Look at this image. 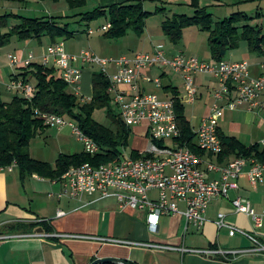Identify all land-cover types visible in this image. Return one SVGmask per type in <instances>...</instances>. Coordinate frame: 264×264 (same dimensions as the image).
Wrapping results in <instances>:
<instances>
[{
    "label": "crops",
    "instance_id": "1",
    "mask_svg": "<svg viewBox=\"0 0 264 264\" xmlns=\"http://www.w3.org/2000/svg\"><path fill=\"white\" fill-rule=\"evenodd\" d=\"M122 1L125 0H86L85 5H90L95 9ZM141 1L144 9L148 11H155L159 7L165 8L167 4L190 6L191 3V0ZM199 5L207 9L212 5H222V2L199 0ZM69 10L73 9L69 7L66 0H24L22 2L0 0V15L16 14L21 17H29L21 15V12L25 11L35 14L33 17L68 16ZM155 14L150 15L146 23ZM13 19L17 23L19 22L17 18ZM145 27L147 29V25ZM90 30L92 29L89 28L88 33ZM43 36L47 38L46 45L42 43ZM12 37L17 38V36ZM32 39H35L40 45L31 48L34 49L33 51L26 52L25 46H30L33 43ZM63 39L62 37L52 39L49 35H42L40 38L21 40L26 41L23 44L25 46L15 48L16 53L9 51L5 55L6 58H3V54L8 43L0 46V98L10 101L17 94L7 88V83L12 74L20 72L19 68L23 67L22 64L15 67L10 66L9 54L23 59L31 53L34 55L33 61L41 63L47 46L63 41ZM156 46L146 43L141 47V50L136 49L129 55L132 57L143 51L153 53ZM68 52L72 55H79L81 51L76 47ZM178 52L185 56L209 60L196 55L197 53L193 51L187 53L183 50L171 49L166 53L168 56H172ZM237 57V60L227 59V61H247L252 76H258L261 73L260 63L264 58V53L255 56L246 47ZM74 64L83 67L82 78L79 82V95L84 99H89L92 96L94 72L92 65L82 66L79 61ZM154 68L140 70L136 83L141 92L158 95V90H161L163 95L158 96L165 98L170 95L165 92L164 86L172 85L178 91L180 90V83H177V80H173L171 75L164 71L166 67H157L160 72L156 76L153 75ZM178 75L185 88L183 76ZM144 76L160 78L161 86L146 80ZM30 80L35 83L32 77ZM194 80L197 86L196 100L190 102L185 89L186 98L190 105L203 103L206 108L203 115L205 116L214 102L213 91L217 86V81L211 75L206 74H195ZM181 99L183 102V98ZM47 128L45 127L43 130ZM132 128L134 131L135 128L136 130L141 129L140 135L145 136L144 125H136ZM57 129L60 134L73 135L71 127L67 125ZM218 129L226 135L237 137L246 145L260 143L264 139V110H250L246 105L238 106L236 109H224L218 117ZM144 138L147 140L146 137ZM81 150H84L83 144L80 150L68 151L67 154ZM203 156L206 160H211L217 165L227 164L219 163L215 157L211 159L208 154H203ZM16 167L15 165L13 169L0 168V264H90L96 258L107 257L123 259L135 264H264V251H260L249 237L255 236L264 244V219H262V226L257 227L252 217L237 212L232 204V200L240 196L249 199L258 211L261 210L264 201V170L262 180L256 185H252L246 174L247 167H244L239 177L234 180L238 187L230 189L226 197L216 196L211 200L204 213L205 221L201 226L188 224L182 214L163 215L160 218L157 232H152L147 225L146 210L122 207L113 195L101 197L99 194H83L76 198H59L58 194L63 190L60 179L51 180L37 174L22 175L19 168ZM203 169L209 180L221 176L219 170L208 171L205 169V165ZM150 195L155 197L157 192L151 191ZM179 208L183 210L185 205L180 202ZM59 211L61 213H58ZM219 213L224 214L227 224L238 228L234 235L229 234L228 227L218 225ZM135 242L171 244L201 250H236L237 252L225 255L221 253L207 255L190 251L181 253L178 250L145 246Z\"/></svg>",
    "mask_w": 264,
    "mask_h": 264
},
{
    "label": "built area",
    "instance_id": "2",
    "mask_svg": "<svg viewBox=\"0 0 264 264\" xmlns=\"http://www.w3.org/2000/svg\"><path fill=\"white\" fill-rule=\"evenodd\" d=\"M109 26L110 24H105L101 30L105 31ZM8 58L12 67L18 64L24 67L34 62V55L31 53L23 59L14 54H9ZM76 61L82 66L91 64L101 68V72L110 82L112 102L124 123L130 127L136 125L146 127L144 135L147 138V147L144 150H137L138 157L124 150L117 162L101 163L96 166L83 163L69 167L59 178L63 184V190L58 194L59 198H76L83 194H99L101 197L113 195L122 207L146 210L148 228L152 232H157L163 215L182 214L188 224L201 226L211 200L216 196L226 197L230 189L238 187L234 180L239 177L244 167H247L246 174L252 185L262 180L264 164L254 158L237 157L225 165H217L211 160H206L203 154H218L222 150L218 135V117L224 109H236L238 106L246 105L250 110H264V58L260 63L261 73L252 76L247 61L201 60L182 53L168 56L161 46H156L153 53L139 52L132 57L121 56L107 60L99 59L91 51H81L79 55H72L66 50L64 42L59 41L47 46L41 63L57 68L61 77L79 95L83 67L75 65ZM110 64L114 68L113 74L107 71ZM151 67H169L173 72L181 74L190 102L196 100L195 74L211 75L216 79L214 102L209 112L201 119L198 128L193 130L197 149L203 154L177 143L181 130L177 123L173 99L160 98L157 94L140 91L136 83L139 72ZM17 74L15 72L9 78L7 88L31 100L35 94L34 83L25 81ZM144 78L161 86L158 77ZM124 85L126 87H123ZM35 113L47 126L71 127L73 135L83 144L86 152L95 154L100 151L98 144L85 135L72 120L39 109H35ZM260 144L264 146V139ZM204 165L208 171L219 170L221 176L217 179H207ZM11 166L12 164L7 167L11 169ZM151 191H156L157 195L152 197ZM180 202L185 205L183 210L179 208ZM232 204L237 212L252 217L257 227L262 226L264 201L260 211L244 197H235ZM217 223L219 226L228 227L231 236L238 231V228L225 222L223 213L218 214ZM249 237L260 251H264V244L258 238ZM135 243L178 250L181 253L190 251L207 255L218 253L225 255L237 252L222 249H189L184 246L152 242Z\"/></svg>",
    "mask_w": 264,
    "mask_h": 264
},
{
    "label": "trees",
    "instance_id": "3",
    "mask_svg": "<svg viewBox=\"0 0 264 264\" xmlns=\"http://www.w3.org/2000/svg\"><path fill=\"white\" fill-rule=\"evenodd\" d=\"M22 2L24 0H13ZM58 1V0H51ZM71 9L83 7L86 0H66ZM222 1V0H215ZM261 0H240V2ZM194 8L192 15L174 14L171 18L161 22L163 33L174 44L178 43L185 27L197 26L207 33V42L211 58L217 61L226 60V53L244 42L248 51L261 55L264 53V34L262 27L251 21L260 16L248 15L243 11H236L221 20H214L206 7L199 5V0H191ZM164 7L155 11L145 10L141 0H125L107 7H97L90 11L76 13L80 20L87 22L98 18H107L109 28L103 31L108 38L122 37L130 29L138 34L143 33L146 20L152 14L164 12ZM10 17L19 22L5 33L0 32V46L8 43L12 36L20 40L40 38L49 35L52 39L62 37L68 39L74 32L68 30V22H63L69 16L21 17L16 14L0 15V31L8 26ZM17 75L25 81L32 77L35 80V94L31 100L15 95L10 101L0 98V166L7 167L15 164L22 175L37 174L51 180H57L71 166L83 163L99 165L101 163L117 162L126 149L132 127L127 126L112 102L109 91L110 82L101 71L93 72L92 96L84 99L74 90L69 91V84L61 77L55 67H48L40 62H32L19 68ZM174 101L177 123L181 135L177 143L183 144L203 154L197 149L195 132L184 115V103L178 89L172 85L164 86ZM35 109L58 114L72 120L79 129L98 144L100 151L90 154L85 150L76 153H60L54 164L36 159L29 151L30 140L45 127L43 119L35 113ZM96 109H104L110 125L99 123L93 118ZM146 133V127H145ZM144 133V134H145ZM222 150L218 154L209 153L219 163H228L234 158H254L264 164V146L260 143L246 145L233 135H226L218 129ZM130 154L138 157V151L133 149ZM129 262V261H127ZM130 264H135L129 262Z\"/></svg>",
    "mask_w": 264,
    "mask_h": 264
},
{
    "label": "rangeland",
    "instance_id": "4",
    "mask_svg": "<svg viewBox=\"0 0 264 264\" xmlns=\"http://www.w3.org/2000/svg\"><path fill=\"white\" fill-rule=\"evenodd\" d=\"M222 5H212L207 8V11L212 14L214 20H221L224 17L229 16L231 13L236 11H243L248 15H255L256 12H260V16L253 21L252 24H257L262 27V32L264 34V0L261 1H247L240 2V0H222ZM155 9V8H153ZM93 10L90 5H85L80 8H76L68 11L67 18L63 19V22H68V30L74 32V36L68 39H63L65 43V48L67 51L70 49L74 50L76 47L80 51H91L99 59H117L121 56L130 57L132 51L140 49L146 43L153 46H161L168 53L171 49L183 50L187 53L193 51L197 53L196 55L202 56L205 59L211 58L210 49L207 42V33L200 30L195 25H190L185 27L182 36L178 43L174 44L170 41L169 37L166 36L161 28V22L164 19L171 18L174 14H186L192 15L194 13V8L181 4H167L165 7L164 13H157L153 17L149 18L147 29L145 27L143 33L138 34L135 30L130 29L119 38H108L103 33V30H100L102 25L106 24L107 18H98L94 21L87 22L85 20L79 21V16H72L76 13L85 12ZM23 16L33 17L35 14H30V12H21ZM17 23L15 19L10 18L8 21V26L1 29V32H6L9 29V25ZM92 29V32L88 33V29ZM34 40V41H33ZM26 41L18 40L15 37H12L10 42L5 47V52L3 58H6V54L15 52V48L24 47ZM32 44L30 46H25V51L30 52L40 45L35 39H32ZM36 44H35V43ZM47 38L43 36L42 43L46 45ZM246 49V44L242 42L239 47L229 50L226 53V60H237L238 54L242 50ZM144 52V51H143ZM16 53V52H15ZM147 53V52H146ZM181 53V52H178ZM183 54V53H182ZM255 56L257 53H253ZM208 57V58H206ZM89 66V65H88ZM90 67V66H89ZM91 68V67H90ZM156 68V69H155ZM153 70V75L156 76L160 70L155 67ZM94 72L101 71V68L97 65H92ZM16 70V69H15ZM108 73L113 74L114 68L110 64L107 68ZM168 75H171L173 80H177V83H180L179 91L180 96L183 98L184 103V115L189 120L193 130L198 128V125L203 118L205 113V105L203 103H196L195 105H190L186 98L185 88L182 85V81L179 78V75L173 72L169 67L164 69ZM210 76V75H209ZM153 77V76H152ZM212 77V76H211ZM33 83V81L29 80ZM166 83L167 81H163ZM90 86V85H89ZM69 91H73L72 87H68ZM158 95H163L161 90H158ZM93 118L104 125H110V121L106 116L104 109H96L93 112ZM59 129L57 127H48L46 130L39 131V134H36L31 140L29 145V151L32 157L49 162L51 164L55 163L57 156L60 153H67L80 150L82 143L78 141L75 135H69L68 133L60 134L58 133ZM141 129L134 131V128L131 130V134L128 138V144L126 149L123 148L126 152L135 150H144L147 147V140L145 136H141ZM82 151V150H81ZM12 169L15 167L12 164ZM17 168V167H16ZM8 169V167L6 168Z\"/></svg>",
    "mask_w": 264,
    "mask_h": 264
},
{
    "label": "water",
    "instance_id": "5",
    "mask_svg": "<svg viewBox=\"0 0 264 264\" xmlns=\"http://www.w3.org/2000/svg\"><path fill=\"white\" fill-rule=\"evenodd\" d=\"M90 264H130L126 260L118 259V258H96Z\"/></svg>",
    "mask_w": 264,
    "mask_h": 264
},
{
    "label": "bare ground",
    "instance_id": "6",
    "mask_svg": "<svg viewBox=\"0 0 264 264\" xmlns=\"http://www.w3.org/2000/svg\"><path fill=\"white\" fill-rule=\"evenodd\" d=\"M109 24V23H108Z\"/></svg>",
    "mask_w": 264,
    "mask_h": 264
}]
</instances>
